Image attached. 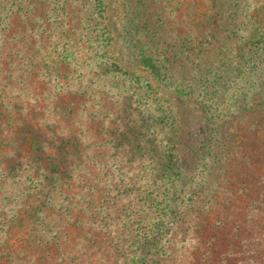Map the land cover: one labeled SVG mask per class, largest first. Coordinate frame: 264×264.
<instances>
[{"label": "rangeland", "instance_id": "374dc122", "mask_svg": "<svg viewBox=\"0 0 264 264\" xmlns=\"http://www.w3.org/2000/svg\"><path fill=\"white\" fill-rule=\"evenodd\" d=\"M263 3L0 0V37L7 39L0 46V202L20 196L18 178L39 156L33 142L54 152L62 141L72 161L68 177L52 193L56 212L50 207L44 214L48 224L56 221L59 244H26L32 211H23L12 226L6 204L0 208V264H133L130 231L151 227L169 182L167 143L159 128L172 116L192 132L203 127L204 116L214 123L222 119L217 106H225L226 93L219 87L231 78L228 65L248 32L247 24H235L238 7ZM116 5L126 14L131 46L151 55L163 79L131 57L97 48L108 7ZM102 55L119 64L109 65ZM243 74L242 69L237 78ZM174 92L187 106L173 104ZM235 104L226 108L238 114ZM247 121L236 118L233 129ZM240 156L233 164H241ZM206 159L202 167L210 165ZM240 172L248 174V168ZM228 191L224 195L233 207L225 208L227 218L219 216L222 202L214 193L199 196L198 205L186 198V214L170 225L177 236L164 264H245L249 203L242 191L233 186Z\"/></svg>", "mask_w": 264, "mask_h": 264}, {"label": "trees", "instance_id": "16d2710c", "mask_svg": "<svg viewBox=\"0 0 264 264\" xmlns=\"http://www.w3.org/2000/svg\"><path fill=\"white\" fill-rule=\"evenodd\" d=\"M108 8L110 10L102 23L105 37L100 43L101 48L99 46L97 48L101 49L102 54L115 51L122 55L123 59L131 57L134 63L147 69L158 79H163L164 71L151 55L140 54L131 46V38L127 37L126 14L123 7L116 5ZM238 8L235 24L238 27L247 24L248 32L237 47L234 61L228 65L233 71L229 75L231 78L219 87L222 95L226 93L224 98L226 104L223 108L218 105L217 109L224 111L221 118L226 120L221 119L214 123L209 115L204 116V120L202 121V118L200 120L203 127L198 132L186 129L182 126L181 120L179 122L174 116L161 124L162 128H159V131L165 136L167 143L164 155L165 169L168 172L166 178L169 182L163 186L158 199V212L152 220L151 227L146 232L130 231L129 236L132 235L131 239L136 245L133 264H164L165 258L169 259L167 257H170L173 249L169 248V244L173 243L177 236L176 231L171 232L170 225L176 218L179 219L181 214H186L187 197L190 198V203L198 205L199 196L214 193L220 199V203L222 202L219 216L227 218L225 208L228 207L230 198L225 197L224 193L229 192L228 188L232 186L245 194L243 198L245 203H249L251 215L247 237L251 245L246 249L244 263L264 264V3L249 9L242 6ZM0 38V46H6L7 39ZM157 44L158 42L154 45ZM102 56L107 62L109 55ZM110 60L113 59L109 58V65L116 67L118 62L113 60L116 63H110ZM242 69L244 73L247 71V74L237 78ZM221 73L223 75V72ZM234 79L242 85L232 84ZM174 95L176 102L173 104H178L177 106L180 105L181 108L187 106L188 100L175 92ZM230 102L236 103L238 114L232 113L231 108H226ZM238 117L250 120L242 125L236 124L241 132L233 129L232 122ZM61 142L59 146H54V152L48 147L43 150L40 145L33 142L32 147L39 151V156L29 160L33 166L27 162V168H30L28 173L25 165L22 178H18L20 196L15 194L11 200L0 202V208L7 204L6 211L10 212L9 221L12 226L20 219L23 211H32V226L25 240L29 246L59 244L57 231L54 229L56 221L48 224L44 214L45 209L50 207L54 213L56 212L51 204L57 192V183L59 179L68 177L66 174L72 162L69 151ZM44 144H48L47 141ZM239 152L242 161L241 164L239 162L235 165L232 161L237 159ZM205 158H208L206 161L210 164L204 165L208 166L207 168L202 167ZM246 168L248 174H242L240 171L244 172ZM201 170L202 174L199 173ZM42 192L46 196L43 193L40 200L32 202L35 195ZM229 206L233 207V204ZM221 224H224L223 220Z\"/></svg>", "mask_w": 264, "mask_h": 264}]
</instances>
